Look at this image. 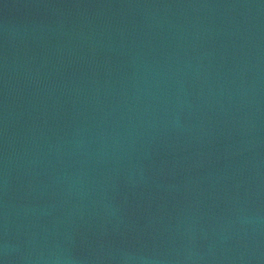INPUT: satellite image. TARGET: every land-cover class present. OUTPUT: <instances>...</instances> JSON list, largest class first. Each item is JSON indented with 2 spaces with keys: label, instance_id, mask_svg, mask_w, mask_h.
Here are the masks:
<instances>
[{
  "label": "water",
  "instance_id": "1",
  "mask_svg": "<svg viewBox=\"0 0 264 264\" xmlns=\"http://www.w3.org/2000/svg\"><path fill=\"white\" fill-rule=\"evenodd\" d=\"M0 264H264V0H0Z\"/></svg>",
  "mask_w": 264,
  "mask_h": 264
}]
</instances>
